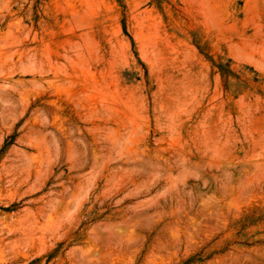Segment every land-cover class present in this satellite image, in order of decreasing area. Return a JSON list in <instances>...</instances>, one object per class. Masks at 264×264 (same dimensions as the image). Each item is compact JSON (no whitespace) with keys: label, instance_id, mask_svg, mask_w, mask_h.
Masks as SVG:
<instances>
[{"label":"rangeland","instance_id":"obj_1","mask_svg":"<svg viewBox=\"0 0 264 264\" xmlns=\"http://www.w3.org/2000/svg\"><path fill=\"white\" fill-rule=\"evenodd\" d=\"M0 264H264V0H0Z\"/></svg>","mask_w":264,"mask_h":264}]
</instances>
